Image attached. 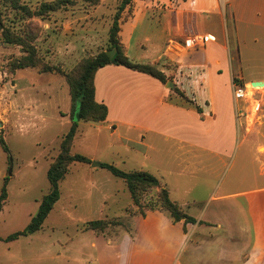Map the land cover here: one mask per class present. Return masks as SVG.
Listing matches in <instances>:
<instances>
[{
	"label": "rangeland",
	"instance_id": "1",
	"mask_svg": "<svg viewBox=\"0 0 264 264\" xmlns=\"http://www.w3.org/2000/svg\"><path fill=\"white\" fill-rule=\"evenodd\" d=\"M55 1L20 0L31 14L7 3L0 8L3 23L0 25V194L5 184L8 191L7 202L0 214V264H147L150 258L158 257L154 247L162 246L171 237V225L176 222L168 211H163L162 232L157 214L144 223L138 216L141 211L134 205L126 181L100 164H113L124 171H147L172 191L174 200H180V192L186 189L190 190L187 196L190 201L194 199L203 203L215 186L240 190L247 185L242 178L244 150L239 151L235 162L227 157L216 159L208 152H200L199 158L193 160L192 155L185 154L183 158L190 159L193 164L186 174L180 175L181 169L186 170V164L179 167L180 152H176L173 142L148 134L149 148H146L119 140L120 136L131 141L140 140L138 132L129 131L125 126L118 125L114 132L109 128L110 122L92 124L74 117L79 126L71 153L86 156L91 162H75L70 166L69 173L60 182V199L40 231L6 241L8 236L23 231L30 224L43 197L50 192L48 170L59 155L63 137L72 125L68 75H72L86 59L109 50L110 28L123 2L100 0L94 4L95 0H68V6L60 10L44 16L38 14L42 3ZM155 1L167 3V0ZM191 6L192 1L188 3V7ZM222 11L221 6L215 11L207 9L203 15V32L211 31L220 36L219 16ZM127 12L129 6L122 13L121 29ZM226 13L227 37L232 41L230 5ZM5 29L33 45L39 58L36 67L15 68V63L27 52L23 45L4 41ZM126 29L125 26L124 35ZM246 32L244 41L247 48L253 49L249 50L252 61L257 30L248 26ZM212 36L216 40V36ZM243 46L244 43L242 49ZM244 68L254 76L264 75V65L260 63L253 61ZM109 76L104 72L103 80L111 81ZM247 86L245 92L249 89ZM112 88L107 91L108 88L104 90L99 85V100L107 97L111 117L127 116L130 100L126 96L113 97ZM226 89L233 94L227 81ZM258 90L263 88L258 87ZM254 94L252 98L243 96L247 114L244 119L249 125L264 122V106L257 115L259 103L253 100ZM155 98L152 93L150 103L153 106ZM256 99L259 100L258 95ZM252 117L254 121L251 122ZM1 138L8 150H5ZM224 154L230 158L233 156L231 148ZM253 169L250 167L245 173L253 174ZM156 193L148 192L145 202L155 200ZM95 220L106 221L107 228L100 232L88 230L87 223ZM177 227L180 228V224ZM144 246L146 249L141 252ZM177 252L176 245L168 250L161 257L163 264H175Z\"/></svg>",
	"mask_w": 264,
	"mask_h": 264
},
{
	"label": "crops",
	"instance_id": "2",
	"mask_svg": "<svg viewBox=\"0 0 264 264\" xmlns=\"http://www.w3.org/2000/svg\"><path fill=\"white\" fill-rule=\"evenodd\" d=\"M190 1L192 6L188 7ZM134 3L132 15L122 25L123 36L120 33L124 52L135 63L157 67L168 80L164 84L149 75L116 65L100 69L96 75V98L109 109V128L116 132L120 125L138 132L140 140L131 141L124 136L119 140L146 148H149L148 134L173 142L176 152H180L179 167L186 164V170L181 169L180 175L186 174L193 164L183 158L185 154L192 155L193 160L199 158L200 152H208L216 159L227 157L235 162L243 149L242 178L247 183L240 190L215 186L203 203L190 201L187 197L190 190L186 189L180 192V200H174L168 189L171 199L196 222L172 224L171 237L162 246L154 247L158 257L150 258L147 264H163L161 257L175 245L178 250L175 264H264V122L249 125L244 119L247 118L244 99L237 100L234 92L230 95L226 89V81L232 89L235 82L245 87L248 84L244 97L252 98L258 88L252 82H264V75L254 76L244 68L253 61L264 65V0H228L225 5L220 0H167V3L134 0ZM228 5L233 23L232 41L227 37ZM220 6L223 9L219 16L220 36L203 32V15L207 9L215 11ZM248 26L257 30L252 61L249 50L253 49L247 48L244 41ZM206 34L215 35L216 40L195 48L185 47L187 38ZM104 72L110 75L111 81L103 80ZM99 85L104 90L108 88L107 91L113 86V97L126 96L130 100L127 116H110L107 97L98 98ZM262 88L255 92L259 100L253 99L261 107L264 106ZM152 93L156 97L155 106L150 103ZM261 111L262 108L257 115ZM230 148L231 158L224 154ZM250 167H254V173H245ZM154 214L159 216L162 232L163 211L138 216L148 223ZM145 249L144 246L140 251Z\"/></svg>",
	"mask_w": 264,
	"mask_h": 264
},
{
	"label": "trees",
	"instance_id": "3",
	"mask_svg": "<svg viewBox=\"0 0 264 264\" xmlns=\"http://www.w3.org/2000/svg\"><path fill=\"white\" fill-rule=\"evenodd\" d=\"M0 1V8L6 6L7 3L16 7L17 10L21 9L31 14L30 9L20 4V0ZM99 1L100 0H95L94 4H98ZM68 2V0H57L53 3H42L38 14L44 16L50 12L60 10L63 6H68ZM134 4V0H123L114 17L109 33L110 47L108 51L116 50L115 56L111 58L107 53L108 51H102L97 56L83 61L74 72L75 75L74 73L68 75V82L72 96V125L70 130L63 137L59 155L48 170L50 192L43 197L39 210L32 217L30 224L23 231H18L8 236L6 241H14L22 236H27L28 234H34L40 231L43 228L47 217L60 199V182L64 180L69 173L70 166L75 162H91L86 156L72 154L71 146L77 135L79 126V123L74 119L78 106L77 103H81L79 113L81 121L92 124H104L107 122L109 109L106 104L99 103L96 98V75L100 69L109 65L122 66L139 73L147 74L164 84L167 83L168 79L166 75L157 67L149 64L135 63L131 61L124 52L120 38L122 30L120 19L122 13L128 6L129 12H127V17H124L125 21L132 15ZM2 24L0 13V25ZM3 38L7 43L23 45L27 52V55L15 63L16 69L36 67L39 64V58L36 56V51L33 45L23 41L21 37L12 34L8 29L3 31ZM44 70L48 71V69ZM198 111L202 112L200 108H198ZM1 143L5 145V141L2 138ZM4 148L5 150H8L6 145ZM100 166L108 169L112 174L126 181L133 203L139 208L141 215L145 216L146 213L150 211H168L175 222H196L194 218L184 212L183 208L178 203L171 199L169 190L162 185L161 181L155 175L143 170L124 171L113 164L101 163ZM8 179L9 178H6V180ZM150 191H157L156 199H151L148 202H145L147 200L146 195ZM7 199L8 191L7 184H5L0 194V214L3 211ZM107 226L108 223L103 220H95L87 223V229L96 232L104 231Z\"/></svg>",
	"mask_w": 264,
	"mask_h": 264
},
{
	"label": "built area",
	"instance_id": "4",
	"mask_svg": "<svg viewBox=\"0 0 264 264\" xmlns=\"http://www.w3.org/2000/svg\"><path fill=\"white\" fill-rule=\"evenodd\" d=\"M220 2L225 5L228 0H220ZM212 41H215V38L210 35V34H206V35H195L193 37H189L185 40V47L187 48H195V47H198V46H202V45H205L206 43L208 42H212ZM245 90H246V87L244 85H241V84H238V83H234L233 84V91H234V95H235V98L237 100H242L243 99V96L245 95ZM253 99H256L255 98V94L253 96ZM258 100V99H256ZM259 103V102H258ZM259 110L258 112L261 110V103H259Z\"/></svg>",
	"mask_w": 264,
	"mask_h": 264
},
{
	"label": "water",
	"instance_id": "5",
	"mask_svg": "<svg viewBox=\"0 0 264 264\" xmlns=\"http://www.w3.org/2000/svg\"><path fill=\"white\" fill-rule=\"evenodd\" d=\"M108 54H109V56L111 58H113L115 56V54H116V50L110 51ZM252 84L255 85V86H259V85L260 86H263L264 85V82L258 81V82H252ZM80 108H81V103L79 102L78 103V106H77V111L75 113L76 120H80V116H79Z\"/></svg>",
	"mask_w": 264,
	"mask_h": 264
},
{
	"label": "bare ground",
	"instance_id": "6",
	"mask_svg": "<svg viewBox=\"0 0 264 264\" xmlns=\"http://www.w3.org/2000/svg\"><path fill=\"white\" fill-rule=\"evenodd\" d=\"M257 87H264V85H263V86H260V85H259V86H257ZM245 91H246V90H245Z\"/></svg>",
	"mask_w": 264,
	"mask_h": 264
}]
</instances>
